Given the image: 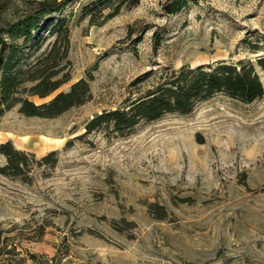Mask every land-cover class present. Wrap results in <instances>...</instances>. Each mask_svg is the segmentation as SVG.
Listing matches in <instances>:
<instances>
[{"label":"rangeland","instance_id":"1","mask_svg":"<svg viewBox=\"0 0 264 264\" xmlns=\"http://www.w3.org/2000/svg\"><path fill=\"white\" fill-rule=\"evenodd\" d=\"M55 1L0 0V22ZM176 1L58 0L47 16L69 18L70 79L30 98L81 79L92 95L55 118L20 105L0 115V144L29 154L13 175L0 152V264H264V95L219 92L129 129L92 125L184 65L244 61L264 80V0H181L171 12ZM49 29L32 40L37 56L56 42L64 52Z\"/></svg>","mask_w":264,"mask_h":264},{"label":"trees","instance_id":"2","mask_svg":"<svg viewBox=\"0 0 264 264\" xmlns=\"http://www.w3.org/2000/svg\"><path fill=\"white\" fill-rule=\"evenodd\" d=\"M96 1L104 7V1L108 0ZM131 1L135 4L140 0ZM185 5V1L177 0L170 11L177 12ZM65 6L66 2L58 0L47 2L38 9L21 14L8 26L0 22V115L20 105V111L27 116L55 118L91 97L90 82L81 79L69 91L58 93L48 102L38 104L30 98L48 97L70 79L68 74L60 76L61 60L69 50V18L65 16L47 24V16ZM49 25L54 26L49 29ZM45 29L50 33L64 34V52L56 42L50 51L37 56L39 48L32 44V40ZM257 64L264 72V55L257 59ZM219 92L250 103L264 95V80L254 63L244 61H222L198 67L184 65L167 74L154 90L133 101L129 109L106 112L93 120L92 125L106 119L113 121L117 129H129L141 120H156L167 113H189L198 103ZM0 152L8 158V163L2 167L4 173L24 174L29 164L28 153L17 149L10 141L0 144ZM55 155V151L51 152L40 161L49 163Z\"/></svg>","mask_w":264,"mask_h":264}]
</instances>
